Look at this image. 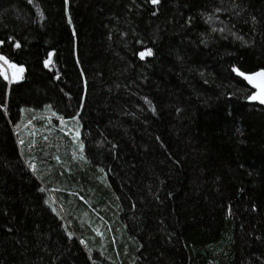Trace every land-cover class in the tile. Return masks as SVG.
<instances>
[{"label": "trees", "instance_id": "16d2710c", "mask_svg": "<svg viewBox=\"0 0 264 264\" xmlns=\"http://www.w3.org/2000/svg\"><path fill=\"white\" fill-rule=\"evenodd\" d=\"M0 41V264H264V0H0Z\"/></svg>", "mask_w": 264, "mask_h": 264}, {"label": "snow or ice", "instance_id": "6c2138e0", "mask_svg": "<svg viewBox=\"0 0 264 264\" xmlns=\"http://www.w3.org/2000/svg\"><path fill=\"white\" fill-rule=\"evenodd\" d=\"M151 3H153V4H158V3H160V0H151ZM69 23H71V17H69ZM0 43H3V41H0ZM17 47H19V44H17ZM147 54H148V55H151V54H152V50H151V49H148V50H147ZM140 55H141V57H143V56L145 55V53H144V52H141ZM0 60L5 61L6 64L8 63L7 57H5V56H3V55H0ZM47 63H48V61L46 60V61H45V64H47ZM3 66H4V65H0V68H2ZM10 66H11L13 69H17V67H18V66L15 65V64H11ZM234 70L238 73L239 76L244 77V78L247 79L250 83H256V80H255V77H256V76H264V69H261L260 72L253 73L252 75H246L245 72L240 71L238 68H237V69H234ZM23 71H24L23 66H19V68H18V72L22 73ZM12 78H13V79H19V78H21V77H19V76L17 75V73L14 72ZM5 79H8V77L5 76ZM256 86H257L258 88L261 87V85H260L259 83H256ZM249 99H251V100H259V101H261V102H264V91L249 96ZM21 143H23V141H21Z\"/></svg>", "mask_w": 264, "mask_h": 264}, {"label": "water", "instance_id": "95a60500", "mask_svg": "<svg viewBox=\"0 0 264 264\" xmlns=\"http://www.w3.org/2000/svg\"><path fill=\"white\" fill-rule=\"evenodd\" d=\"M250 75H252V74H250ZM245 80L249 84V86L252 88V90L254 91V94H257V93L264 91V76H256L255 77L256 83H259L261 85V87H259V88L256 86V83H250L247 79H245ZM255 101L264 107V102H261L259 100H255Z\"/></svg>", "mask_w": 264, "mask_h": 264}, {"label": "rangeland", "instance_id": "374dc122", "mask_svg": "<svg viewBox=\"0 0 264 264\" xmlns=\"http://www.w3.org/2000/svg\"><path fill=\"white\" fill-rule=\"evenodd\" d=\"M0 65H4L2 68H0L2 70L3 73H5V75H13L14 72L10 71V68L8 66H6V64L2 63L0 61ZM16 65V64H15ZM19 67V65H17ZM17 74L19 72H16ZM79 135V132H75V136H78Z\"/></svg>", "mask_w": 264, "mask_h": 264}, {"label": "bare ground", "instance_id": "6f19581e", "mask_svg": "<svg viewBox=\"0 0 264 264\" xmlns=\"http://www.w3.org/2000/svg\"><path fill=\"white\" fill-rule=\"evenodd\" d=\"M243 79H244V77H243ZM245 80V79H244ZM246 81V80H245ZM247 83V82H246ZM248 84V83H247ZM249 85V84H248ZM253 101H255V100H253ZM256 102V101H255ZM256 103H258V102H256ZM259 104V103H258ZM259 105H261V104H259ZM262 106V105H261Z\"/></svg>", "mask_w": 264, "mask_h": 264}]
</instances>
